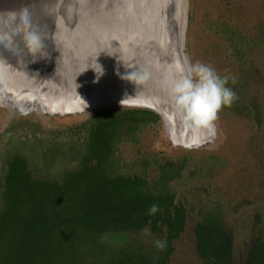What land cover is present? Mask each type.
<instances>
[{
  "label": "rangeland",
  "instance_id": "rangeland-1",
  "mask_svg": "<svg viewBox=\"0 0 264 264\" xmlns=\"http://www.w3.org/2000/svg\"><path fill=\"white\" fill-rule=\"evenodd\" d=\"M187 4L184 53L190 63L209 64L227 76V87L236 95L231 107L218 114L216 134L205 144L186 147L173 140L170 127L151 110L116 104L50 114L37 100L13 97L34 89L8 90L0 82V191L10 153L23 156L42 175L56 177L77 162L92 117L112 110L150 111L159 120L118 140L113 164L116 173L145 176L149 182L158 178L164 163L181 167L179 179L163 184L187 211L169 264H203L195 229L211 212L221 216L232 239L234 264H244L258 229L264 231V0Z\"/></svg>",
  "mask_w": 264,
  "mask_h": 264
},
{
  "label": "trees",
  "instance_id": "trees-1",
  "mask_svg": "<svg viewBox=\"0 0 264 264\" xmlns=\"http://www.w3.org/2000/svg\"><path fill=\"white\" fill-rule=\"evenodd\" d=\"M158 120L134 109L92 117L77 162L56 177L10 153L0 191V264H169L187 211L163 184L179 179L181 167L164 163L149 182L118 174L113 164L118 140ZM153 204L160 211L150 216ZM195 238L203 264H234L232 239L218 213L202 217ZM156 240H166L163 251ZM244 264H264L262 228Z\"/></svg>",
  "mask_w": 264,
  "mask_h": 264
},
{
  "label": "water",
  "instance_id": "water-1",
  "mask_svg": "<svg viewBox=\"0 0 264 264\" xmlns=\"http://www.w3.org/2000/svg\"><path fill=\"white\" fill-rule=\"evenodd\" d=\"M22 7L45 37L46 55L33 61L0 47L3 87L36 91L16 101L37 100L43 112L65 115L125 100L160 115L181 145L210 140L180 125L169 98L172 79L190 63L187 0H0V19Z\"/></svg>",
  "mask_w": 264,
  "mask_h": 264
},
{
  "label": "clouds",
  "instance_id": "clouds-1",
  "mask_svg": "<svg viewBox=\"0 0 264 264\" xmlns=\"http://www.w3.org/2000/svg\"><path fill=\"white\" fill-rule=\"evenodd\" d=\"M0 47L17 57L31 56L33 61L45 57V37L34 25L32 13L27 7L8 13L6 19H0ZM4 61L0 58V63ZM228 82L227 76H221L213 66L199 61L181 68L169 86L170 102L180 125L205 138L214 136L218 114L223 108L231 107L236 99L234 91L227 87ZM124 102L121 101V106ZM83 103L84 109L87 108L88 105ZM158 211L159 206L153 204L148 214L154 216ZM166 243V240H156L154 246L163 251Z\"/></svg>",
  "mask_w": 264,
  "mask_h": 264
},
{
  "label": "snow or ice",
  "instance_id": "snow-or-ice-1",
  "mask_svg": "<svg viewBox=\"0 0 264 264\" xmlns=\"http://www.w3.org/2000/svg\"><path fill=\"white\" fill-rule=\"evenodd\" d=\"M193 143L195 144V143H196V141H193Z\"/></svg>",
  "mask_w": 264,
  "mask_h": 264
}]
</instances>
